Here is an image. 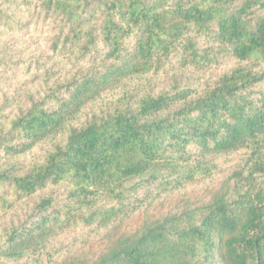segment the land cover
<instances>
[{
    "label": "trees",
    "instance_id": "1",
    "mask_svg": "<svg viewBox=\"0 0 264 264\" xmlns=\"http://www.w3.org/2000/svg\"><path fill=\"white\" fill-rule=\"evenodd\" d=\"M0 264H264V0H0Z\"/></svg>",
    "mask_w": 264,
    "mask_h": 264
}]
</instances>
